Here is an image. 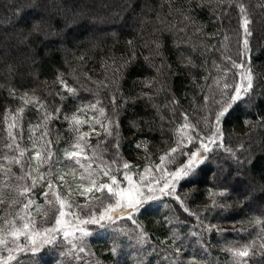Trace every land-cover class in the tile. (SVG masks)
<instances>
[{"label": "trees", "instance_id": "16d2710c", "mask_svg": "<svg viewBox=\"0 0 264 264\" xmlns=\"http://www.w3.org/2000/svg\"><path fill=\"white\" fill-rule=\"evenodd\" d=\"M86 1L0 0V228L17 216L22 186L31 184L4 159L19 158L6 147L11 123L29 173L44 176L30 198L45 228L58 210L53 190L78 222L106 204L103 192L80 199L90 183L75 159L92 164L99 184L106 166L111 176L135 168L169 173L187 162L181 153L218 137L172 195L131 219L81 223L89 235L47 239L11 264H264V0H121V9L117 0ZM243 74L252 89L229 100ZM73 114L86 121L80 133H88L89 160L65 157L79 152L72 145L80 133L65 119ZM172 148L178 151L167 155ZM38 151L54 153L52 161L40 166ZM245 246L247 257L230 251Z\"/></svg>", "mask_w": 264, "mask_h": 264}, {"label": "snow or ice", "instance_id": "6c2138e0", "mask_svg": "<svg viewBox=\"0 0 264 264\" xmlns=\"http://www.w3.org/2000/svg\"><path fill=\"white\" fill-rule=\"evenodd\" d=\"M199 6V5H198ZM241 11H243V8H241ZM187 18V17H186ZM247 25V21H245V32H248V29L246 27ZM250 34V33H248ZM245 45H247V40H245ZM234 67L236 65H233ZM225 88H227L228 86L225 85ZM253 85L251 83V78H248V83L246 85L243 86V92L244 93H249V91L252 89ZM65 90L68 91L69 93L74 92V89L69 88L66 84H65ZM241 97V88L237 87L234 89V94L229 97V100H236L238 98ZM28 101H25V103H27ZM230 105L226 104L224 109L219 113V115H224V112L227 110V107H229ZM91 110L95 111L96 109V105L93 104L90 106ZM21 112L23 111V109L20 110ZM80 111H84V109H81ZM57 112H59V109H57ZM99 114L101 116H104V110L101 108L99 109ZM16 117H13V120H15ZM53 115L52 114H48V119H52ZM65 119H67L69 121V124L72 126V130L80 133V127L82 126L83 123H86V121L82 120L77 114H73L71 117H65ZM218 119V117H217ZM96 123H99L101 125V127H105V125L97 120ZM15 127L14 123H11L8 125L9 131H8V136L11 140V143H8L6 145V147L9 150H13L15 149L18 153H19V158H17L16 156H13L11 158H9L8 156H5L4 159L5 161H9L11 163H15V164H19L22 165L21 170L24 171V176L23 177H19L20 179H30L31 180V184L30 185H24L22 186V189L20 191V194L22 196H26L29 197L28 201L26 204L23 205V209L22 210H27L30 208V206H32L34 204V201L30 198V194L32 192V190L35 188L36 184L38 183V181H43L44 180V176L43 174L39 175L36 178H33L31 176V173H29L27 171V167H31V162L30 160L25 161L23 160V157L25 156V153L27 151V149H22L20 148L19 144L16 143V135L11 131L12 128ZM93 130H95L93 128ZM108 135H111V132L108 133ZM88 136V133H80L77 137H76V143L72 145V147L74 149H79V152L77 151H67L65 152V157L67 159H73L74 157H77L81 154L85 153V149L87 146V141L86 138ZM201 146L205 149V151L208 150V147L206 144H201ZM118 147V145H117ZM178 151V148H172L170 150V153L167 155H170L171 153H176ZM184 155H187L189 157V159L187 160V162H182L180 166H178V168L174 171H170L169 175L171 176L172 180H179L182 178V176H187L190 172H192L194 170V165L195 163L198 161V158L202 159L201 154L199 152H190V153H181ZM54 153L48 151L46 156L42 155V151H38L36 153V157H40V166H42L45 163H49L52 161V157H53ZM93 157H95V153H93ZM83 158L85 160H89L90 157L87 154L83 155ZM98 158V157H97ZM167 157H161V161L163 162ZM172 160H169V163H172ZM75 164L79 165L80 168L84 169L85 172L88 173V180L90 183V187L86 188L85 191H91L92 188H95L97 191H102L104 189H107L108 195L109 197H117V199L115 200V203H109L104 212L99 216V218H96L95 216H92L88 219H81L78 217V219H80L81 223L84 224H88V223H95V224H101V221H104L105 218L107 217L108 220H112L113 222H115V218L111 215H108V213H115L118 209L121 208H125V209H134L136 207V205L140 202V201H129L127 204H124L121 202V200L118 198L120 193L118 191H114L113 187H111L108 183H101L98 185L97 180L94 177V174L92 171H90V169L92 168V164L89 163L87 165V167L81 163L80 159H75L74 161ZM113 164L116 163L115 161L112 162ZM0 167H3L2 165H0ZM124 168H129V165L127 163L123 164ZM34 171H38L37 169H33ZM5 171L7 173H11V168H7L5 169ZM110 171L111 168L110 166H106L105 168L101 169V172L103 173L104 176H108L109 179L111 180V184L112 185H116L118 182L116 180L115 176H111L110 175ZM64 175H67V173H63V174H57V178L63 180L64 179ZM130 179V177H128ZM171 184V180L166 182L163 187L160 189L161 191H164V189L169 188V185ZM47 188L48 189H52L53 188V184L51 181L47 182ZM80 187H83V185H80ZM148 191H153L152 187L150 186V184L148 185ZM175 191V186L172 185V190L169 192H166V195H172ZM43 195L45 197L49 196V192H44ZM52 195L55 197V199L57 201H59L60 204V210H59V216L63 217L66 215L65 213V209H69L71 210V208L73 207V205L70 202H66L65 199H63L61 197V195L58 192L53 191ZM138 195H142V193H138ZM147 198V197H146ZM0 203H3L2 200H0ZM46 203H53L52 200H46ZM37 211L39 212L40 209L37 206ZM68 214H73L71 213V211L68 212ZM44 215H46V213H44ZM17 219L20 220L22 223L20 224H15L14 221H6L5 223L8 225V227L6 228H0V249H3L5 252H7L8 254L5 256H0V264H11V262L15 259H18V257L12 255V253L16 252L17 250L22 251V252H32L33 254L36 251V248L38 247V243L37 240L35 239L36 237L41 236V230H38L35 227V221L31 220L30 218L26 219L25 217H22L19 215V213H17ZM129 219H131V216H129ZM56 225H59L61 223L60 219H56L55 221ZM101 226H103L101 224ZM59 229L57 228H47V229H43L42 231L45 233H51L54 231H58ZM80 231L82 232L83 236H87L90 233H88L86 230L80 229ZM69 236V233L67 231L64 232V237L67 238ZM23 237L24 239V244H20V238ZM49 241H44V243H48ZM26 245H31L32 247H26ZM261 247H264V244L261 245ZM80 251L83 252L84 248L83 246H81ZM232 251L233 256L235 257H247L249 255V251H250V246H245L243 249H233L230 250ZM237 264H246V261H238Z\"/></svg>", "mask_w": 264, "mask_h": 264}, {"label": "rangeland", "instance_id": "374dc122", "mask_svg": "<svg viewBox=\"0 0 264 264\" xmlns=\"http://www.w3.org/2000/svg\"><path fill=\"white\" fill-rule=\"evenodd\" d=\"M46 2H53L59 5H61V0H45ZM86 1V0H85ZM90 0H87V4H89ZM93 3L97 2L96 0H92ZM115 1V0H113ZM117 4L120 6L119 9H121V0H117L116 1ZM31 5V2H30ZM116 7V6H115ZM99 12V11H98ZM106 13V12H105ZM79 17V19H84L86 17H84L83 15H81L80 13H76V18ZM83 17V18H82ZM102 18H99V20H101ZM97 20V19H96ZM97 20V21H99ZM91 20V23H93ZM95 21L94 23H101V22H97ZM43 23V21H40V24H38V29H42L43 31L45 30V28L43 27V25H41ZM36 26V25H35ZM41 26V27H40ZM49 30V29H48ZM52 35V33H51ZM54 36V35H52ZM46 38H50V35H47ZM22 61V60H21ZM26 63L27 61L23 60V63ZM244 78V74L242 75V79L240 81V84L238 87H243V80ZM218 137V133H216L215 137L213 139H210V142L207 145V147H210V145H212L214 143V141L216 140V138ZM205 151L204 148L201 146L199 147V149L194 150V152H199L201 154L202 157V152ZM189 159V158H188ZM203 160L198 158V161L195 163L194 167H196L197 165H199ZM22 168V165H19ZM20 168V170H21ZM4 169H6L4 167ZM27 171L29 172V170L27 169ZM21 176H24V171L21 170ZM158 172V170H157ZM156 170L153 171H149L146 170L144 172H142V174H139L138 170L135 168L133 169L131 172H126L123 171L122 173H120V175H113L116 177L117 180V184L116 185H112L111 184V180L109 179L108 176H106V180L105 181H101L99 184L101 183H108L111 187H113L114 191H118L120 193L119 195V199L121 200L122 203L127 204L129 201H140L136 207L134 209H125V208H121L118 209L115 213H108V215H111L116 219L118 218H122V217H129L132 216V214H134L135 212H137V210L139 208H141V206L147 204L148 202H150L151 200H155L157 198H160L161 196H165L166 192H169L172 190V185H176L178 180H172L171 176L169 175V173H157ZM71 173V172H70ZM23 174V175H22ZM130 177V179L128 178ZM27 178H25L26 180ZM171 180V184L169 185V188L164 189V191H161L160 189L163 187V185ZM98 184V185H99ZM150 184V186L152 187L153 191H148V185ZM90 187V186H89ZM88 188V187H87ZM86 188H83L84 194L82 193L80 199H84L88 196V193H93V192H97V193H104V196L106 198L105 200V205L102 207V210H100V212L98 214H92L94 216H98L97 218H99V216L104 212L106 206L109 203H115V200L117 199V197H109L107 189H104L102 191H97L95 188H92L91 191H85ZM55 192H57V190H53ZM33 192V191H32ZM138 193H142V195H138ZM147 197V198H146ZM63 198V197H62ZM29 197H26V200H23L19 203L18 208L19 210H17L16 213H19L20 216L25 217L26 219L30 218L31 220L35 221V227L38 230H41V236L36 237L35 239L37 240L38 243V247L36 248V251L44 244V241L48 240H55L56 237L58 236H63L64 237V232L67 231L69 233V236L67 237V239H71L72 236H75V232L80 231L79 228L81 229L84 227L83 224H81V222H78L77 219L74 217L73 214H68V212L70 210H68L67 208L65 209V213L66 215L61 217L59 216V210H60V204L59 201L56 200V203L58 204V210H57V214L56 217L54 218L53 222L51 223V225L47 228H57L59 229L58 231H54L51 233H45L42 230L43 229H47L45 227H42L41 224H38L39 221V212L37 211V207L35 206V202L32 206H30L29 209L27 210H22L23 209V205L27 203ZM32 199V198H31ZM64 199V198H63ZM10 210V209H8ZM74 211L71 210V213H73ZM60 219L61 223L59 225H56L55 221L56 219ZM12 221V219H11ZM13 221L15 222V224H20L22 223L20 220L17 219V216L13 219ZM110 222H113L112 220H108L107 217L105 218L104 221H101V224H109ZM8 226V225H7ZM20 244H24V239L23 237L20 238L19 241ZM26 247H32L31 245H26ZM35 251V252H36ZM30 252V251H28ZM23 252L17 250L16 252L12 253V255L18 257L19 255H21ZM26 253V252H24ZM8 253L5 252L3 249H0V256H5Z\"/></svg>", "mask_w": 264, "mask_h": 264}]
</instances>
